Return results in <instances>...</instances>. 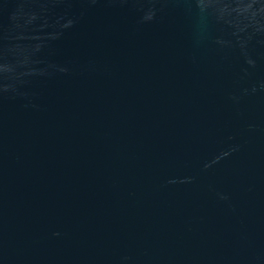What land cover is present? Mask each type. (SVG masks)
Masks as SVG:
<instances>
[{"label":"water","instance_id":"water-1","mask_svg":"<svg viewBox=\"0 0 264 264\" xmlns=\"http://www.w3.org/2000/svg\"><path fill=\"white\" fill-rule=\"evenodd\" d=\"M0 264H264V0H0Z\"/></svg>","mask_w":264,"mask_h":264}]
</instances>
